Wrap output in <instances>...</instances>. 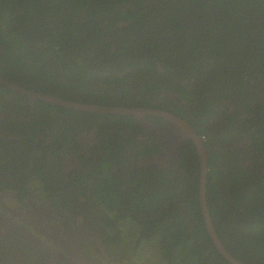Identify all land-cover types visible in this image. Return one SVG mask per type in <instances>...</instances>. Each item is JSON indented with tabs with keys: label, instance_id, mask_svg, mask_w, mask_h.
<instances>
[{
	"label": "trees",
	"instance_id": "obj_1",
	"mask_svg": "<svg viewBox=\"0 0 264 264\" xmlns=\"http://www.w3.org/2000/svg\"><path fill=\"white\" fill-rule=\"evenodd\" d=\"M0 76L188 120L205 137L218 236L237 259L264 264V0H0ZM15 97L11 126L0 125L10 131L0 138V191L41 194L64 219L92 220L102 245L130 264H231L201 212L192 140L148 168L139 159L168 145L134 116ZM68 156L77 162L66 169ZM157 242L161 262L148 250Z\"/></svg>",
	"mask_w": 264,
	"mask_h": 264
},
{
	"label": "flooded vegetation",
	"instance_id": "obj_2",
	"mask_svg": "<svg viewBox=\"0 0 264 264\" xmlns=\"http://www.w3.org/2000/svg\"><path fill=\"white\" fill-rule=\"evenodd\" d=\"M0 85L12 90L1 83ZM12 91V93H5L0 90V125L2 126L6 122L11 126L9 117L12 116L13 105L16 103L15 94L29 98L31 102L36 101L15 90ZM7 101L12 106L8 107ZM27 101L23 99L20 102L26 104ZM155 117L151 116L150 119L159 126L158 129L150 130L152 128L148 125L144 128L151 131L150 133L156 138L163 139L168 145V150L153 156L150 162L142 163V159H139L140 166L145 165L144 167L148 168L163 163V160H167L168 153L172 159H176L178 156L176 148L180 149L187 141L182 131L169 125L163 118L159 117L155 120ZM8 129L1 128L0 138L9 137ZM73 160V157L68 156L66 169ZM59 161L63 162V160ZM4 176L7 178L9 175ZM18 194L19 191L15 188H5L0 191V264H130V258L121 259L118 255L117 246L107 248L104 244L102 245V238L95 235L100 233V229L89 225L92 220L83 223L75 217L64 219L65 213L61 212L63 214L61 215L56 211L60 209H56L47 197L44 199L41 194H36V197L28 195L24 200H20ZM10 196L16 199L14 208L6 204L5 199ZM156 246L157 249L149 248L148 250L155 252L154 261L161 262V254H158L159 242ZM145 254L148 259L147 252ZM136 260L139 261V258ZM163 262L167 263L165 260Z\"/></svg>",
	"mask_w": 264,
	"mask_h": 264
},
{
	"label": "water",
	"instance_id": "obj_3",
	"mask_svg": "<svg viewBox=\"0 0 264 264\" xmlns=\"http://www.w3.org/2000/svg\"><path fill=\"white\" fill-rule=\"evenodd\" d=\"M0 83L3 86L11 88L12 90L17 91L23 95H26L33 100H41L46 103H51L53 105H61L68 108H74L76 110L88 111V112H96V113H111V114H120V115H132L137 121L146 128L148 125L150 130L158 129V125H156L151 119V116H157L163 118L169 125L172 127L178 128L183 132L185 139L192 140L197 148V152L199 155V162L201 168L200 175V206L201 212L205 219L208 232L210 233L217 249L221 252V254L231 263V264H247L244 261L237 259L233 256L228 249L225 247L224 243L218 236L216 229L213 224V218L210 214V209L208 206L207 200V175L209 173L210 167L208 166V149L204 145L205 137L198 134L196 129L189 123L188 120L182 118L181 116L174 114L172 112L158 109V108H146V107H121V106H103L97 104H87L83 102L71 101L68 99H64L58 96H52L46 94L44 92H39L37 89H28L23 87L21 84H15L10 82L9 80L4 79L0 76ZM151 132V131H150ZM183 147V146H182ZM181 147V148H182Z\"/></svg>",
	"mask_w": 264,
	"mask_h": 264
},
{
	"label": "rangeland",
	"instance_id": "obj_4",
	"mask_svg": "<svg viewBox=\"0 0 264 264\" xmlns=\"http://www.w3.org/2000/svg\"><path fill=\"white\" fill-rule=\"evenodd\" d=\"M0 130H1V127H0ZM87 150H88V148H85V151H87ZM86 153L88 155V152H86ZM75 161L77 162V159H74L73 162L69 165V167L75 166V164H76ZM5 200H6V204L9 207H11V208H14L15 207V205H16V199L13 196H10V197L6 198ZM78 220L80 222L82 219L78 218ZM10 255L12 256V253H10Z\"/></svg>",
	"mask_w": 264,
	"mask_h": 264
},
{
	"label": "clouds",
	"instance_id": "obj_5",
	"mask_svg": "<svg viewBox=\"0 0 264 264\" xmlns=\"http://www.w3.org/2000/svg\"><path fill=\"white\" fill-rule=\"evenodd\" d=\"M10 82H12V81H10ZM217 232V231H216Z\"/></svg>",
	"mask_w": 264,
	"mask_h": 264
}]
</instances>
